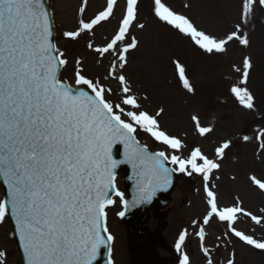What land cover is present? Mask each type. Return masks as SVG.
Returning a JSON list of instances; mask_svg holds the SVG:
<instances>
[{"label": "snow or ice", "instance_id": "snow-or-ice-1", "mask_svg": "<svg viewBox=\"0 0 264 264\" xmlns=\"http://www.w3.org/2000/svg\"><path fill=\"white\" fill-rule=\"evenodd\" d=\"M142 0H104L101 8L87 15L89 0H80L75 25L63 30L66 45L87 38L85 48L101 64L103 74L90 75L84 60L69 58L67 47L55 43L53 15L46 0H0V223L14 224L25 264H95L103 249L111 259L114 236L107 227L108 211L117 199L124 209L150 203L158 191H167L175 173L198 177L205 211L178 232L175 249L179 264H193L185 251L195 237L205 264H217L208 246L207 228L214 222L224 226L215 238L214 249L241 244L264 256V208L259 214L243 207L237 196L222 205L216 172L236 141L255 142L256 159L264 163V124L253 135L242 132L235 140L223 139L209 157L196 146L165 130L161 118L165 107L150 111L127 75L130 54L138 49L134 29L140 22ZM191 5L186 3L185 8ZM121 14L117 19L116 12ZM264 0H239L238 21L230 30L217 35L196 26L192 19L175 11L167 0H150L151 15L187 38L207 58H221L232 45L252 47L246 30ZM117 24L102 44L95 43L96 29ZM173 76L187 97L197 89L187 66L172 59ZM256 68L251 53L242 56L231 71L236 79L228 88L230 97L245 112L257 113L256 96L249 87ZM70 72V78L64 73ZM264 120V115L260 116ZM193 131L207 138L214 125L204 126L198 112H190ZM141 135L148 143H141ZM120 149V157L116 151ZM128 165L135 180L132 201L116 186V169ZM171 166V167H170ZM250 185L264 193V175H248ZM199 191V190H198ZM125 211L117 216H125ZM249 223L251 231L240 228ZM259 228L261 238L255 235ZM0 251V264H6ZM223 264H237L235 249Z\"/></svg>", "mask_w": 264, "mask_h": 264}, {"label": "rangeland", "instance_id": "rangeland-1", "mask_svg": "<svg viewBox=\"0 0 264 264\" xmlns=\"http://www.w3.org/2000/svg\"><path fill=\"white\" fill-rule=\"evenodd\" d=\"M55 22L57 45L61 48L67 47L68 55L79 56L85 62V67L90 75L103 74L104 60L97 64L96 57L90 53L85 44L87 38L76 45H66L61 38L63 30L74 27L76 10L80 0H48ZM169 5L177 12L190 17L197 27L211 33L222 35L230 30L238 21L239 0H167ZM104 0H89L87 15L91 16L99 10ZM123 0H121V4ZM188 3L191 6L185 8ZM121 11L117 9V19ZM140 22L145 24L143 30L134 29L133 34L139 40V47L129 56L127 75L134 88L141 97L145 94L149 97L144 101L145 107L153 111L158 106H164L166 111L161 118L162 127L172 134L184 138L190 147H200L206 155L212 157L214 148L225 138H235L242 132L253 135V129L264 124L260 116L264 115V10L257 9L253 19L247 26L250 34L252 47L244 50L241 46L232 45L226 56L221 58H207L203 56L191 42L175 30L170 29L152 17L150 11V0H142L140 6ZM117 20L96 29L95 43L102 44L115 28ZM251 53L256 68L252 73L249 87L256 96L257 113H248L230 97L228 88L236 79L231 71L233 63L239 64L243 55ZM180 59L188 68L189 75L196 86L195 97H187L178 87L173 76L172 59ZM64 78H70V72H65ZM198 112L201 123L204 126L214 125L215 130L207 136L200 138L192 128L189 120L190 112ZM142 143H148L150 149L157 150L158 145H153L145 136L138 137ZM259 152L255 142L243 143L236 141L234 147L227 153L222 162L221 169L216 172L220 202L232 204L238 196L247 210L259 214V209L264 208V193L259 192L250 185L247 177L251 174L264 175V163L256 159ZM178 181L177 189L182 195L175 197L174 204L182 203L183 197L189 199L188 205L182 207L189 215L196 216L195 211H205L202 200L201 181L198 177H188L182 174ZM186 178H190L187 182ZM117 188L122 191V182ZM185 182L186 185H185ZM199 190V191H198ZM176 193V192H175ZM0 186V199H1ZM115 207L108 211L107 227L109 232L115 236L116 249L124 246L125 229L117 212L121 210L118 198ZM176 205V207H177ZM192 216V217H193ZM215 223V222H214ZM213 223V224H214ZM245 231L251 228L246 223L239 225ZM257 238L262 237L261 230L256 229ZM237 253V264H262V255L252 252L238 243L234 247ZM195 251L194 248H192ZM246 251L243 258L238 260L239 251ZM0 251L6 252V264H19L16 248L10 234V224L6 220L0 223ZM117 254L118 264H126V260ZM196 259V253H191ZM227 253H224V258Z\"/></svg>", "mask_w": 264, "mask_h": 264}, {"label": "water", "instance_id": "water-1", "mask_svg": "<svg viewBox=\"0 0 264 264\" xmlns=\"http://www.w3.org/2000/svg\"><path fill=\"white\" fill-rule=\"evenodd\" d=\"M122 167H125L126 168L125 180L127 182V189L129 190V193H130L129 201L131 202L132 199H133V197L136 195L135 180L133 178H131L133 176V173H132L131 168L128 165H120L116 169V172L120 168H122ZM165 195L166 194L159 195V197L157 199H155L151 205H149V204H142V205H140L138 207H134V208L127 209V215L128 216L126 218V222L129 224V226L132 227V228H137L138 223H140V221L142 220V218L145 216L147 210L149 208L153 207V205L155 203L162 202V199L165 197ZM102 250L103 249H101V251ZM98 259H99V256H98L97 260Z\"/></svg>", "mask_w": 264, "mask_h": 264}]
</instances>
